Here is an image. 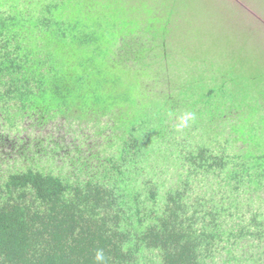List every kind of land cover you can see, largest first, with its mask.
Wrapping results in <instances>:
<instances>
[{
  "label": "trees",
  "instance_id": "16d2710c",
  "mask_svg": "<svg viewBox=\"0 0 264 264\" xmlns=\"http://www.w3.org/2000/svg\"><path fill=\"white\" fill-rule=\"evenodd\" d=\"M146 8L0 0V264H264V71Z\"/></svg>",
  "mask_w": 264,
  "mask_h": 264
},
{
  "label": "rangeland",
  "instance_id": "374dc122",
  "mask_svg": "<svg viewBox=\"0 0 264 264\" xmlns=\"http://www.w3.org/2000/svg\"><path fill=\"white\" fill-rule=\"evenodd\" d=\"M128 1L142 3L147 7L146 10L151 12L150 15L161 13L167 17L170 14L171 19L167 21V28L170 32L175 30V33L168 35V42H171L173 48L177 45V47H185L186 53L198 48L205 53L203 57L207 58L205 66H210L212 62L220 68H229L228 62L242 55L243 61L251 59V64L261 67L264 71V0ZM189 54L194 55L193 52ZM241 66H244L245 73L250 75V64L243 65L241 62ZM170 76L176 77L170 74L161 78L159 92L167 94L176 90L170 88ZM253 78L258 91L261 75ZM167 121L174 123L176 115L167 118ZM230 130L228 128L223 135L224 141L219 140L221 146H224L225 138L232 135ZM25 131L23 130V133ZM228 141L230 146H245L240 140L228 139Z\"/></svg>",
  "mask_w": 264,
  "mask_h": 264
},
{
  "label": "clouds",
  "instance_id": "9594fccd",
  "mask_svg": "<svg viewBox=\"0 0 264 264\" xmlns=\"http://www.w3.org/2000/svg\"><path fill=\"white\" fill-rule=\"evenodd\" d=\"M96 258H97L98 260H101V259L103 258L102 253H98Z\"/></svg>",
  "mask_w": 264,
  "mask_h": 264
}]
</instances>
